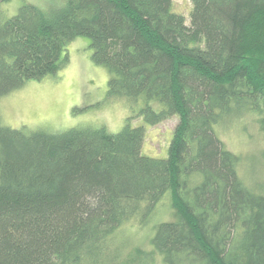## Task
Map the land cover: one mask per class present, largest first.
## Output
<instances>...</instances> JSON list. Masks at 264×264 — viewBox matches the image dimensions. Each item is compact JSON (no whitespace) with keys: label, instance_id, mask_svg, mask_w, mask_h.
Segmentation results:
<instances>
[{"label":"trees","instance_id":"16d2710c","mask_svg":"<svg viewBox=\"0 0 264 264\" xmlns=\"http://www.w3.org/2000/svg\"><path fill=\"white\" fill-rule=\"evenodd\" d=\"M62 1L0 22V98L83 37L134 114L114 134L0 122V264H264V150L244 166L222 141L247 117L264 135V0H190L188 24L172 0ZM137 117L178 118L165 159L142 155ZM126 230L148 248L125 254Z\"/></svg>","mask_w":264,"mask_h":264},{"label":"rangeland","instance_id":"374dc122","mask_svg":"<svg viewBox=\"0 0 264 264\" xmlns=\"http://www.w3.org/2000/svg\"><path fill=\"white\" fill-rule=\"evenodd\" d=\"M62 3V0L2 2L0 22L16 15L23 4L48 9ZM172 8L174 12L183 15L188 24L190 0H172ZM90 43L87 38L75 39L65 50L69 62L64 69L55 76L27 82L21 89L0 98L2 125L16 130L43 129L51 133H60L78 126H102L110 133L119 132L126 119L134 113L123 102H106L109 75L104 67L97 66L91 60L93 50ZM254 118L247 117L233 124L222 138L226 148L242 158L244 166H249L250 160L255 161L253 159L258 162L264 150V135L255 126ZM177 123V117L152 127L146 125L141 117L132 120L131 126H143L145 129L142 155L165 159ZM170 214L169 203H165L157 209V220H169ZM148 239L149 231L135 233L126 230L121 234L119 242L124 243L122 251L131 255L135 248H148Z\"/></svg>","mask_w":264,"mask_h":264}]
</instances>
